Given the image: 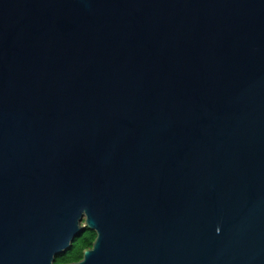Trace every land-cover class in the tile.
I'll return each mask as SVG.
<instances>
[{"label": "water", "instance_id": "95a60500", "mask_svg": "<svg viewBox=\"0 0 264 264\" xmlns=\"http://www.w3.org/2000/svg\"><path fill=\"white\" fill-rule=\"evenodd\" d=\"M264 264V0H0V264Z\"/></svg>", "mask_w": 264, "mask_h": 264}, {"label": "trees", "instance_id": "16d2710c", "mask_svg": "<svg viewBox=\"0 0 264 264\" xmlns=\"http://www.w3.org/2000/svg\"><path fill=\"white\" fill-rule=\"evenodd\" d=\"M96 237L94 231L87 230L81 237L76 238L70 250L58 256L56 264H70L82 260L84 251L93 246Z\"/></svg>", "mask_w": 264, "mask_h": 264}, {"label": "flooded vegetation", "instance_id": "af4514ba", "mask_svg": "<svg viewBox=\"0 0 264 264\" xmlns=\"http://www.w3.org/2000/svg\"><path fill=\"white\" fill-rule=\"evenodd\" d=\"M96 233V232H95ZM92 248V247H91ZM90 249V248H89ZM81 261V260H80ZM76 263V262H75ZM71 264V263H70Z\"/></svg>", "mask_w": 264, "mask_h": 264}]
</instances>
